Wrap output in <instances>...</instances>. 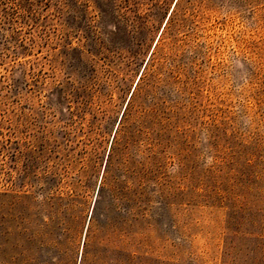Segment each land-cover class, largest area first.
<instances>
[{"label": "rangeland", "instance_id": "374dc122", "mask_svg": "<svg viewBox=\"0 0 264 264\" xmlns=\"http://www.w3.org/2000/svg\"><path fill=\"white\" fill-rule=\"evenodd\" d=\"M0 264H264V0H0Z\"/></svg>", "mask_w": 264, "mask_h": 264}, {"label": "clouds", "instance_id": "9594fccd", "mask_svg": "<svg viewBox=\"0 0 264 264\" xmlns=\"http://www.w3.org/2000/svg\"><path fill=\"white\" fill-rule=\"evenodd\" d=\"M206 165H211L212 163V158L209 156L206 161H205Z\"/></svg>", "mask_w": 264, "mask_h": 264}, {"label": "trees", "instance_id": "16d2710c", "mask_svg": "<svg viewBox=\"0 0 264 264\" xmlns=\"http://www.w3.org/2000/svg\"><path fill=\"white\" fill-rule=\"evenodd\" d=\"M177 4V3H176Z\"/></svg>", "mask_w": 264, "mask_h": 264}]
</instances>
